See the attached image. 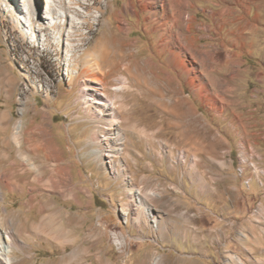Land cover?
Returning a JSON list of instances; mask_svg holds the SVG:
<instances>
[{
    "label": "rangeland",
    "instance_id": "obj_1",
    "mask_svg": "<svg viewBox=\"0 0 264 264\" xmlns=\"http://www.w3.org/2000/svg\"><path fill=\"white\" fill-rule=\"evenodd\" d=\"M129 1L110 0L108 17L93 28L109 35L113 27L126 54L133 53L127 61L139 64L144 77L140 95L131 96L132 121L123 123L129 127L126 179L122 167L119 177L93 151L94 122L78 81L70 80L69 61L57 68L64 56L34 46L36 33L16 28L12 3L0 0V221L25 242L12 246L14 264H264V241L257 237L264 231V0L177 3L179 20L167 26L180 36L172 40L175 48L180 51V41L186 47L180 58L189 71L164 51L148 13L124 10ZM121 10L130 33L117 28L113 16ZM15 14L31 22L26 9ZM122 75L130 76L122 70L108 78ZM17 122L21 143L14 140ZM38 124L51 129L72 165L73 180L63 189L47 179L52 161L42 152L28 151L38 169L21 156ZM43 164L49 168L41 178ZM133 187L158 225L132 205ZM52 214L69 235L25 238L32 224Z\"/></svg>",
    "mask_w": 264,
    "mask_h": 264
},
{
    "label": "bare ground",
    "instance_id": "obj_2",
    "mask_svg": "<svg viewBox=\"0 0 264 264\" xmlns=\"http://www.w3.org/2000/svg\"><path fill=\"white\" fill-rule=\"evenodd\" d=\"M105 1L106 3L104 4V0H47L43 5V0H21L20 4H17V0H10L14 7H12V11L14 10L12 15L14 20L16 19L15 27H22V30L24 27H28L36 33L37 40H33L34 46H40L42 43L45 51L52 58L58 54L63 55V59L61 57L56 59L55 65L57 68L64 66L66 60L69 61L68 67H72V69H69V74H71L70 80L73 83L78 81L80 85V97L82 98L81 103L83 104L87 117L94 122L90 135V142L94 145L93 151L102 160L104 166L110 168L112 173L120 177V168L122 167V174L124 176L127 175L126 179H129L127 166L122 163L128 150V138L126 134L129 127H125L123 123L132 121L128 116L131 115V109L133 107V104H131L133 98L131 96L133 95L135 98L137 97L136 95H140L145 82L144 77L142 78L140 76V65L135 64L132 60L130 62L127 61V58L129 56L132 57L133 53L127 51L126 54L123 48H126V46L120 38L115 36L113 27H111L109 35L104 33V31L102 32L101 29L103 27L100 28V26L97 27V31H95L96 29L93 30L94 22L103 25L102 20L104 18L106 20L108 17V10L111 3L110 0ZM184 1L138 0L139 4H137L134 0H130L124 5V10H131L138 15H141L143 11L148 13L146 17L150 20L149 22L155 25V29L162 33L160 45L164 51L169 49L168 51H171L172 57L180 58V53L186 52V47L182 41H178L180 51L175 48L176 45L174 46L172 40L181 39L180 36L178 38L174 36L173 31L170 32L168 26L174 28L175 20H179L176 17V11L178 9L176 5L177 3L183 4ZM26 2L31 7H26ZM187 4H190V1ZM25 9L30 15L31 22L29 24L27 22L23 24L24 21L21 20V15L15 14V10L25 11ZM43 9L45 11L44 14ZM124 10H121L113 17L118 20V30L130 33L131 27L129 26L127 18H125ZM178 12L180 11L178 10ZM229 13L232 14V12ZM160 19H164L165 22H160ZM171 21L173 22L171 23ZM84 28H88L87 33L83 32ZM42 33H44V36L41 37ZM90 33H94V37L90 36ZM23 35L26 39L29 38L26 34ZM183 37L185 38L186 36L183 35ZM180 60L185 70L189 71L190 69L186 59L181 57ZM133 66L137 70L136 73L133 72L135 70H132ZM122 70L128 71L130 76L122 75L116 76L114 79L108 78L110 75L122 73ZM112 93H115V98L111 97ZM136 126V123L132 124V128L135 130H137ZM20 127L21 123L17 122L14 131V140L16 139L17 143H21L20 135L22 133ZM33 127L29 134H27L25 140L29 143L28 150L26 152L23 150L21 156L25 164L31 168L38 169L35 166L36 162L31 161L32 159L28 151L42 152L45 161H52V170H50L51 172L47 179L51 181L54 187L59 188V190L63 189L62 184L66 183L68 178L73 180L72 165L62 156V151L54 142L51 129H48L46 124H38ZM46 167L47 165H44L39 169V171L41 170L39 172L41 178H44L43 175ZM72 190H74V187H72ZM132 190L131 203L134 208L142 213H146L149 217H153V221L158 225L160 222L158 215L147 204L144 194L136 187H133ZM151 193L153 196L155 195L154 192ZM261 212L264 214V209ZM57 217L56 214L43 216L37 224L31 225L28 229L29 232L25 234V238L30 240L34 234L45 237L44 233L48 234L49 231L56 238H63L65 235H69L65 224L57 220ZM3 227V223L0 221V264H14L15 258L10 253L11 248L14 245L24 247L25 242L23 243L22 239H20L21 237L19 238L14 235L15 230L12 226L9 229H4ZM254 227L257 230V225ZM244 236L246 235L244 234ZM257 237L260 241H264V231H258Z\"/></svg>",
    "mask_w": 264,
    "mask_h": 264
}]
</instances>
